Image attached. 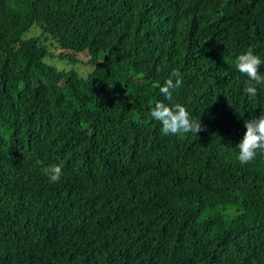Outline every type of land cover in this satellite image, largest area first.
Here are the masks:
<instances>
[{
    "label": "trees",
    "instance_id": "16d2710c",
    "mask_svg": "<svg viewBox=\"0 0 264 264\" xmlns=\"http://www.w3.org/2000/svg\"><path fill=\"white\" fill-rule=\"evenodd\" d=\"M248 48L264 76V0H0V264H264V154L236 148L264 112ZM158 100L203 130L162 134Z\"/></svg>",
    "mask_w": 264,
    "mask_h": 264
},
{
    "label": "clouds",
    "instance_id": "9594fccd",
    "mask_svg": "<svg viewBox=\"0 0 264 264\" xmlns=\"http://www.w3.org/2000/svg\"><path fill=\"white\" fill-rule=\"evenodd\" d=\"M235 68L247 77L246 94L249 97L257 96V86L264 84V76L258 72L261 59L248 48L235 58ZM161 69L157 67V71ZM183 81L178 70L174 69L170 76L159 86L160 94L168 101H172L173 92L182 85ZM150 117L161 123V132L164 135H183L190 132L199 133L202 125L199 120H192L189 112L179 103L166 104L156 101L151 107ZM246 131L236 145L237 160L241 165L247 164L256 158L257 153L264 154V112L252 119L244 120ZM51 183H58L62 176V169L52 165L44 169Z\"/></svg>",
    "mask_w": 264,
    "mask_h": 264
},
{
    "label": "rangeland",
    "instance_id": "374dc122",
    "mask_svg": "<svg viewBox=\"0 0 264 264\" xmlns=\"http://www.w3.org/2000/svg\"><path fill=\"white\" fill-rule=\"evenodd\" d=\"M22 36L24 38L34 37V36L41 37L40 29L34 25L28 31H26ZM46 41L50 42L51 40L50 38L47 37ZM48 50H49V54L48 56H46L45 61L48 64L54 65L58 69H67V68L73 67L79 72L80 75L84 77L92 69V66L88 62L89 57L85 53L72 52L71 56L73 58V61H70L67 59H60L57 56L60 49L55 42L54 44H51V43L48 44ZM116 84H117V81H116ZM208 211L210 210H206L204 214L207 213Z\"/></svg>",
    "mask_w": 264,
    "mask_h": 264
}]
</instances>
